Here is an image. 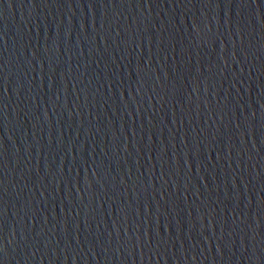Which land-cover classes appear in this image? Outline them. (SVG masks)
I'll use <instances>...</instances> for the list:
<instances>
[{
    "label": "water",
    "instance_id": "95a60500",
    "mask_svg": "<svg viewBox=\"0 0 264 264\" xmlns=\"http://www.w3.org/2000/svg\"><path fill=\"white\" fill-rule=\"evenodd\" d=\"M0 264H264V0H0Z\"/></svg>",
    "mask_w": 264,
    "mask_h": 264
},
{
    "label": "snow or ice",
    "instance_id": "6c2138e0",
    "mask_svg": "<svg viewBox=\"0 0 264 264\" xmlns=\"http://www.w3.org/2000/svg\"><path fill=\"white\" fill-rule=\"evenodd\" d=\"M5 253L4 246H0V256H2Z\"/></svg>",
    "mask_w": 264,
    "mask_h": 264
}]
</instances>
